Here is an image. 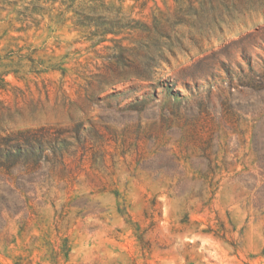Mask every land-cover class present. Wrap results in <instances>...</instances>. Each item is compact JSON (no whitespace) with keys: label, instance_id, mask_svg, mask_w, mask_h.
Segmentation results:
<instances>
[{"label":"rangeland","instance_id":"obj_1","mask_svg":"<svg viewBox=\"0 0 264 264\" xmlns=\"http://www.w3.org/2000/svg\"><path fill=\"white\" fill-rule=\"evenodd\" d=\"M19 131L0 264H264V0H0Z\"/></svg>","mask_w":264,"mask_h":264},{"label":"trees","instance_id":"obj_2","mask_svg":"<svg viewBox=\"0 0 264 264\" xmlns=\"http://www.w3.org/2000/svg\"><path fill=\"white\" fill-rule=\"evenodd\" d=\"M2 138H5L6 144H9L11 140L19 141L20 144L10 145L11 151H9V149L4 151L0 146V159L22 161L29 158L31 155H37V153L41 154L43 151L42 147L44 144L37 139H33L34 141L31 140L28 137V131H19L12 139H9L8 136Z\"/></svg>","mask_w":264,"mask_h":264}]
</instances>
